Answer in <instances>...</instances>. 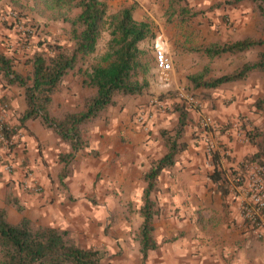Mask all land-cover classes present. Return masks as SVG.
Returning a JSON list of instances; mask_svg holds the SVG:
<instances>
[{
	"label": "crops",
	"instance_id": "1",
	"mask_svg": "<svg viewBox=\"0 0 264 264\" xmlns=\"http://www.w3.org/2000/svg\"><path fill=\"white\" fill-rule=\"evenodd\" d=\"M144 1L140 0L134 16L148 22L152 15L149 9L144 15ZM235 14V32L221 28L219 34L212 27L204 32L214 38L229 35L232 40L257 34L258 19L252 16L251 7L242 5ZM156 42L165 48L163 31H157L153 46ZM168 55L177 79L175 89L190 86L184 74L205 65L203 59L201 65L194 64L193 54L180 56V51L172 50ZM234 56L236 63L230 70L264 58V44ZM215 65L218 63L212 66L213 72L228 70ZM156 77L154 66L148 74L147 92L122 98L89 127L88 146L74 154L66 166L68 171H64L59 155L69 152L68 144L38 119L20 125L19 115L26 106L23 89L8 84L0 74V100L9 105L8 122L15 140L10 154L0 151V207L5 206L8 191L23 207L20 213L8 206V217L15 212L17 222L26 216L46 226L70 230L83 246L102 249L103 264H141L136 235L143 220L140 208L146 186L144 173L151 160L164 152L158 130L173 129L178 121L177 112L170 110L177 98L157 89ZM198 92L203 112L217 126L228 127L217 137L223 181L214 182L209 176L212 165L196 113L189 110L183 137L186 146L174 164L155 179L151 198L158 208L152 223L156 248L148 253L145 264H264V239L244 228L238 198L228 181L229 174L257 151L255 144L242 142L235 133L239 118H244L249 128L264 129V112L255 107L264 96V70L224 86L202 87ZM156 99L167 107L161 109L153 102ZM141 110L152 113L147 124L136 120ZM6 163L12 165L9 172ZM29 172L41 186L38 193L23 189ZM131 214L136 215L134 222L129 220ZM111 215L120 217V222L108 226Z\"/></svg>",
	"mask_w": 264,
	"mask_h": 264
},
{
	"label": "trees",
	"instance_id": "2",
	"mask_svg": "<svg viewBox=\"0 0 264 264\" xmlns=\"http://www.w3.org/2000/svg\"><path fill=\"white\" fill-rule=\"evenodd\" d=\"M46 1L52 10L62 8L59 15H53L52 18L60 17L68 22L71 43L48 42L45 48L35 51L27 59L29 68L24 72L16 70L13 58L0 51V74L8 84L23 88L26 106L19 115L20 125L38 119L68 144L69 152L59 155V161L64 164L63 170L68 171L66 166L71 163L74 154L88 146L89 127L102 118L110 107L115 106L120 97L139 96L147 92L149 82L146 74L151 66H155V57L149 48H142L140 44L152 38L154 33L148 22L134 17L135 4L122 6L109 13L106 0ZM252 1L264 24V0ZM175 3V0H169L168 15L172 14ZM179 13L196 14L190 13L186 7H180ZM262 28L264 33V26ZM103 30H107L110 36L106 50L89 66L83 81L93 92L84 99L81 109L57 113L54 110V95L62 91L70 74L77 68L81 69L80 60L95 51ZM262 44L264 38L245 36L235 41L211 43L203 47V53L209 59H214L222 54H241ZM261 70H264L263 57L208 81H199L200 75L192 76L190 80L198 86L215 88L245 79L250 73ZM172 104L178 113L177 124L173 129L160 130L165 153L152 159L144 173L146 186L140 208L143 220L137 235L141 264H145L148 253L156 248L152 223L158 208L156 201L151 198L155 179L162 170L174 164L186 146L183 137L189 122V110L180 101ZM255 107L264 112V96L256 101ZM240 122L248 142L257 147V151L243 162L264 164V129L249 128L244 118H240ZM7 132L8 137H11L13 127ZM221 157L219 149L209 157L212 165L209 176L214 182L223 181ZM8 206L23 213L18 198L8 191L5 206L0 207V264H103L102 249L83 246L70 230L46 226L26 216H22L17 223H10Z\"/></svg>",
	"mask_w": 264,
	"mask_h": 264
},
{
	"label": "rangeland",
	"instance_id": "3",
	"mask_svg": "<svg viewBox=\"0 0 264 264\" xmlns=\"http://www.w3.org/2000/svg\"><path fill=\"white\" fill-rule=\"evenodd\" d=\"M106 1L108 2L109 13L118 10L122 6L130 4H135L136 11L140 2V0H120L117 2H114L115 0ZM175 2V6H173L171 10V15L166 13L169 6V0H145L143 2L146 7V9L144 8V15L149 14V10L152 15V18L148 23L152 28L154 36L152 38H147L142 42L144 43L142 48L147 47L152 54H154L153 42L157 36V31H163L166 39L165 49L168 53L172 50H178L180 51V56H183L185 53L189 55L193 54V63L199 65H201L203 59L205 65L202 69L195 72H189L188 74H184L186 73L185 71L184 73L181 72V74H184V81H187L188 84L190 83V86H180L175 89L177 86V79L173 68L171 87L165 90L161 88L156 73V80L158 79L156 81L157 89L164 90L161 92H166L175 96L177 90L183 88L192 93L196 99L200 101V93L198 92V89L202 88V86L193 83L190 80V77L200 75L198 80L204 82L232 71L230 70L231 66L236 63L235 59H237L234 55H238L222 54L214 59H209L203 53V47L208 46L211 43H225L235 40H232V37L229 38V35H225L224 38L208 37V34L205 33L203 29H211L210 27H212L213 29H216L218 31L216 33L219 34L223 31L227 33L235 32V13L242 5H245L246 8H248V6L251 7L252 16L257 17L258 19L257 34L247 36L264 38V33L260 29L264 24L252 0H175ZM155 6L158 7L155 9ZM180 7H186L190 13L196 14L194 16L186 13L180 14ZM150 8H153L152 11ZM61 9L52 10L46 0H0V51H4V54L13 58L14 68L15 65L17 67L15 68L16 70L24 72L28 69L29 64L27 63V59H29L35 51L45 48L48 42H57L59 44L71 43L68 22L63 21L60 17L52 18L53 15H59ZM221 28H223V31ZM171 30H174V32L171 33ZM109 38L108 31L103 30L99 36L95 51L80 60L79 67H81V71L77 68L74 73L70 74L62 91L54 95V110L57 113L60 111L62 112L63 110H79L82 108L84 99L93 92L91 88L85 86L83 83L86 76L85 72L89 71V66L96 61L98 56L105 52ZM215 62L218 63V65H215V68L219 66L222 67V70H228L213 72L212 66ZM182 66H184V64H182ZM153 68L154 66H151L149 72H151ZM148 74L149 73L146 74V78H148ZM224 84L222 85L224 86ZM127 96L120 97L118 103L122 98ZM171 107L170 110H173V104ZM191 111L196 113L197 120H199V114L204 113L202 105L191 109ZM228 125H230V123ZM227 128V124L221 126L218 125L220 133L227 130ZM160 130L162 129L158 130L159 135ZM162 151L165 152L163 142ZM163 153L157 155L155 158L160 157ZM133 210L134 209H131L130 212H133ZM16 217L15 212H10L8 221L13 224L17 223ZM108 218V226L111 225L110 222H120V217L111 215ZM34 220L38 221L37 219ZM129 220L134 222L136 220V215H129ZM75 235L80 241L78 235ZM119 257H122V253Z\"/></svg>",
	"mask_w": 264,
	"mask_h": 264
},
{
	"label": "built area",
	"instance_id": "4",
	"mask_svg": "<svg viewBox=\"0 0 264 264\" xmlns=\"http://www.w3.org/2000/svg\"><path fill=\"white\" fill-rule=\"evenodd\" d=\"M153 50L159 84L161 88L167 90L171 87L172 61L161 43L156 42ZM175 96L177 101L184 103L190 110L201 105L200 101L192 93L183 88L178 89ZM153 102L161 109L167 107L158 99ZM8 114V103L0 100V151L5 155L11 153L12 149L10 146L15 144L14 137H8L7 131L12 127L8 122ZM199 116V130L209 158L211 153L219 148L217 139L219 129L211 116L204 113L199 114ZM151 117L152 113L150 111L141 110L136 116V120L141 124H147L148 119ZM235 135L242 142H248V138L241 127L240 118L237 120ZM11 168V163H6L5 170L9 172ZM228 181L233 194L238 198L239 212L244 228L254 237L264 239V164L242 161L239 164V168L229 174ZM23 189L37 193L41 191L40 184L30 172L23 181Z\"/></svg>",
	"mask_w": 264,
	"mask_h": 264
}]
</instances>
